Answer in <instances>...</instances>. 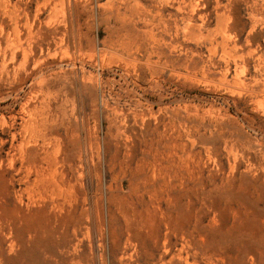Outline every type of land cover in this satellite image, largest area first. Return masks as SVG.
<instances>
[{
  "label": "rangeland",
  "instance_id": "obj_1",
  "mask_svg": "<svg viewBox=\"0 0 264 264\" xmlns=\"http://www.w3.org/2000/svg\"><path fill=\"white\" fill-rule=\"evenodd\" d=\"M129 256L264 264V0H0V264Z\"/></svg>",
  "mask_w": 264,
  "mask_h": 264
},
{
  "label": "bare ground",
  "instance_id": "obj_2",
  "mask_svg": "<svg viewBox=\"0 0 264 264\" xmlns=\"http://www.w3.org/2000/svg\"><path fill=\"white\" fill-rule=\"evenodd\" d=\"M23 47H24V46H23ZM24 60H26L25 57H24ZM39 61H40L39 56H37V57H34V58H33V61H32V62L36 64V63H38ZM147 63H148V62H147ZM259 103L262 104L261 101H259ZM164 170H165V169H164ZM185 240H186V238H185ZM165 241H166V239L163 240V243H164ZM161 243H162V242H161ZM163 243H162V244H163ZM165 244H166V242H165ZM165 244H163V245L165 246ZM160 245H161V244H160ZM163 245H161V246H163ZM164 246H163V247H164ZM191 246H192V245H191ZM163 247H162V249H163ZM199 247H200V246H199ZM166 248H167V247H166ZM168 248H169V247H168ZM199 249H200V248H199ZM180 250H181V249H180ZM204 250H205V249H203V251H204ZM205 252H206V251H205ZM209 252H210V251H209ZM165 253H167V252L165 251ZM203 253H204V252H203ZM205 254H206V253H205ZM175 257H177V256H175ZM194 258H195V257H194ZM206 258L208 259V256H207ZM222 258H223V257H222ZM209 259H210V258H209ZM114 260H115V259H114ZM183 260H184V258H183ZM169 261H170V260H169ZM189 262H190V261H189ZM186 263H187V262H186ZM192 263H193V262H192ZM194 263H195V261H194ZM210 263H211V262H210ZM120 264H137V259H132L131 256H129V257L127 258V260H125L124 262L122 261ZM166 264H168V263H166ZM175 264H184V263L181 262V261H176ZM221 264H222V263H221Z\"/></svg>",
  "mask_w": 264,
  "mask_h": 264
}]
</instances>
